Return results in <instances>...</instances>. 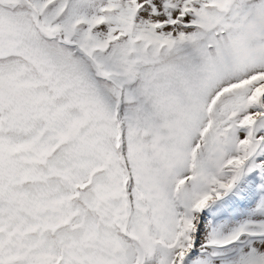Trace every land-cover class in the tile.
<instances>
[{"label":"snow or ice","instance_id":"snow-or-ice-1","mask_svg":"<svg viewBox=\"0 0 264 264\" xmlns=\"http://www.w3.org/2000/svg\"><path fill=\"white\" fill-rule=\"evenodd\" d=\"M0 264H264V0H0Z\"/></svg>","mask_w":264,"mask_h":264}]
</instances>
